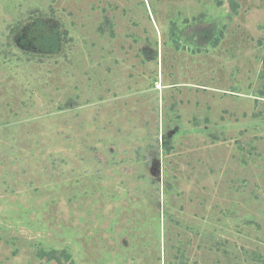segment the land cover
Returning a JSON list of instances; mask_svg holds the SVG:
<instances>
[{"label": "rangeland", "instance_id": "1", "mask_svg": "<svg viewBox=\"0 0 264 264\" xmlns=\"http://www.w3.org/2000/svg\"><path fill=\"white\" fill-rule=\"evenodd\" d=\"M0 264H264V0H0Z\"/></svg>", "mask_w": 264, "mask_h": 264}, {"label": "trees", "instance_id": "2", "mask_svg": "<svg viewBox=\"0 0 264 264\" xmlns=\"http://www.w3.org/2000/svg\"><path fill=\"white\" fill-rule=\"evenodd\" d=\"M52 258V257H51Z\"/></svg>", "mask_w": 264, "mask_h": 264}]
</instances>
